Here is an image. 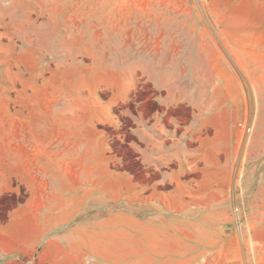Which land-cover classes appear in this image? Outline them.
I'll list each match as a JSON object with an SVG mask.
<instances>
[{
  "label": "rangeland",
  "instance_id": "obj_1",
  "mask_svg": "<svg viewBox=\"0 0 264 264\" xmlns=\"http://www.w3.org/2000/svg\"><path fill=\"white\" fill-rule=\"evenodd\" d=\"M110 49L174 70L178 87L190 95L195 89L204 111L229 123L221 137L234 166L228 188L184 190L174 210L149 206L142 194L128 205L111 199L122 189L108 185L101 169L98 208L71 221L44 220L45 182L61 181L59 166L50 178L46 134L59 132L60 110L77 93L99 91L101 102L112 97L99 90L107 77L94 72ZM133 79L131 99L116 100L117 125L100 126L104 159L148 186L158 175L135 159L131 129L134 115L153 111L154 90L147 78ZM125 209L188 218L195 227L189 264H264V0H0V244L38 240V230L54 223L53 235L65 234ZM18 212L37 219L25 215L11 225ZM40 249L30 257L2 255L0 264H32Z\"/></svg>",
  "mask_w": 264,
  "mask_h": 264
},
{
  "label": "crops",
  "instance_id": "obj_2",
  "mask_svg": "<svg viewBox=\"0 0 264 264\" xmlns=\"http://www.w3.org/2000/svg\"><path fill=\"white\" fill-rule=\"evenodd\" d=\"M103 61L94 72L107 77L99 90L111 91L112 97L101 102L99 91L86 96L77 93L73 104L60 110L59 132L46 134L49 143L44 150L45 161L50 170L55 168L50 178L59 166L61 181L45 182L43 219L71 221L98 208L101 169L108 175V185L122 189L123 196L111 199L128 205L135 202L133 196L142 194L149 206L155 203L174 210L171 206L184 203V190L228 188L227 175L234 166L222 150L221 137L229 123L205 112L204 103L195 98V89L190 95L178 87L174 70L146 66L141 59L132 61L131 56L119 55L114 49ZM138 77L147 78L154 90L150 100L153 111L134 115L131 129L135 159L148 174L158 175L148 186L135 182L128 172H116L107 166L104 158L108 147L100 129L101 125H117L113 112L116 100L131 99L136 83L133 78ZM27 204L31 206L32 199ZM25 215L28 220L37 219L36 213H13L11 225ZM90 220V225H78L65 234L53 235L54 223L38 230V240H18L10 248L0 244V256L12 253L30 257L40 247L32 264H189V242L194 240L195 227L192 224L190 228L188 218L164 212L139 217L125 209ZM36 231L31 230L34 238Z\"/></svg>",
  "mask_w": 264,
  "mask_h": 264
}]
</instances>
